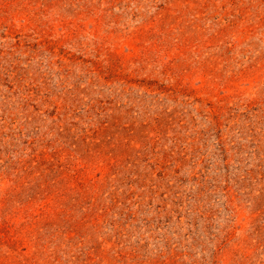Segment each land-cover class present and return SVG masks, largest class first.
<instances>
[{"label": "rangeland", "instance_id": "374dc122", "mask_svg": "<svg viewBox=\"0 0 264 264\" xmlns=\"http://www.w3.org/2000/svg\"><path fill=\"white\" fill-rule=\"evenodd\" d=\"M0 264H264V0H0Z\"/></svg>", "mask_w": 264, "mask_h": 264}]
</instances>
